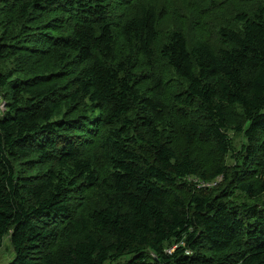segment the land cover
<instances>
[{"label": "trees", "instance_id": "obj_1", "mask_svg": "<svg viewBox=\"0 0 264 264\" xmlns=\"http://www.w3.org/2000/svg\"><path fill=\"white\" fill-rule=\"evenodd\" d=\"M170 1L0 0V13L15 14L13 28L0 23V253L8 241V264H264V3L237 10L219 32L229 47L215 51L190 46L180 31L159 44V16L177 9ZM218 1L190 4L204 16ZM47 14L56 17L41 23ZM35 39L32 56L51 54L57 71L2 70L11 50L33 51ZM157 55L178 91L144 84ZM64 68L73 71L62 76ZM63 106L85 115L59 119ZM233 106L247 140L238 152L228 136ZM199 145L215 150L213 168ZM228 154L233 165L222 164ZM104 168V201L82 212L77 196L100 186Z\"/></svg>", "mask_w": 264, "mask_h": 264}, {"label": "rangeland", "instance_id": "obj_2", "mask_svg": "<svg viewBox=\"0 0 264 264\" xmlns=\"http://www.w3.org/2000/svg\"><path fill=\"white\" fill-rule=\"evenodd\" d=\"M191 2L192 0H176L174 3H171L170 1L169 3H171V5L173 7H176L177 9L171 10L168 13L164 12V15H160V13H157V17L160 15L158 18L157 26L159 34V44L162 45L164 42H166L172 31H180L184 35H186L188 44L190 46H194L199 42H204L211 46L215 51L222 47H229V44L223 43L220 38L219 32L221 27L230 25V22L235 19V16L240 14L235 13L237 10L241 8L250 9L257 3H264V0H225L224 2L222 0H219L218 2L221 5L209 11L204 16L196 12V9H194L195 6L190 4ZM156 10L158 11V9ZM51 14L43 16L40 19V22L43 23L45 21H48L52 17H56L55 14L50 17ZM14 16V13H0V23H8L9 29L10 27L13 28L15 25ZM40 45L41 43H39L38 39H35L31 44V49H38L41 47ZM11 53L14 55V59L10 62L2 64L1 68L3 71H11L13 73L17 72V76L19 77H31L34 76L33 74L42 73L49 74L54 73L58 70L55 59L49 53L43 55L46 61L42 58L32 56L35 51H31L30 49L26 50L18 47L14 50H11ZM36 59L39 60L36 61ZM152 61L153 65L149 68L151 73L149 74L148 78L144 80V84L155 86L158 85L159 88L166 89L168 93L178 91L179 81L174 78L172 72L168 69L167 66H165L160 57L157 55V57H153ZM143 66V60L140 58L138 67L143 68ZM26 69L31 70L29 74L26 73ZM71 71H73V68H64L62 71V76L67 75ZM67 79L68 78H65V80L63 79L59 83L62 89L66 87L65 84L68 81ZM1 110H4L3 105H1ZM84 115L85 113L82 112L81 109L78 112L73 113L68 106H63L57 118L62 120H69L72 123H75L77 119H79L80 117H84ZM171 116L172 118L176 119L178 124L182 125L183 121L179 116L176 115L174 111L171 113ZM227 117L228 136L231 139L236 152H238L242 145L247 144V140L243 138V135L239 130V128L243 127L245 124L243 116L241 114V110L237 106H233L232 108L228 109ZM91 120H93V118ZM64 134L70 135L71 137L85 136L84 134L75 131L65 132ZM100 135L101 134L99 133L97 137H99ZM196 153L207 169L213 168L220 161L215 150L210 145L196 146ZM222 160V164L226 163V165H233L236 161L230 154L226 155ZM106 170L107 168H104L103 172L101 173L99 187L87 189L83 191L79 196H77L76 201L81 207L82 212L91 211L95 208L100 207V205L103 203L106 189L103 185L102 180L103 178L107 177ZM193 179L195 183L204 185L203 182L195 180V178H191L190 181H193ZM219 181L220 178L210 183H217ZM236 199L238 201L246 200V198L239 193H236ZM62 243L63 242H58L55 247H61L63 245ZM11 257V248L8 241H5L0 253V264H8Z\"/></svg>", "mask_w": 264, "mask_h": 264}, {"label": "built area", "instance_id": "obj_3", "mask_svg": "<svg viewBox=\"0 0 264 264\" xmlns=\"http://www.w3.org/2000/svg\"><path fill=\"white\" fill-rule=\"evenodd\" d=\"M216 183H210V184H207V186H214ZM173 249H171L170 251H172Z\"/></svg>", "mask_w": 264, "mask_h": 264}]
</instances>
